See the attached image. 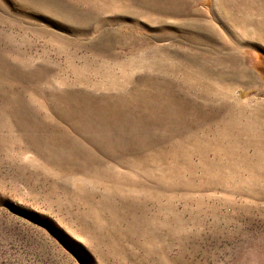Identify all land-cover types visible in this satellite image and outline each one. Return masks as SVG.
Listing matches in <instances>:
<instances>
[{
    "label": "rangeland",
    "instance_id": "obj_1",
    "mask_svg": "<svg viewBox=\"0 0 264 264\" xmlns=\"http://www.w3.org/2000/svg\"><path fill=\"white\" fill-rule=\"evenodd\" d=\"M235 1L0 0V264H264V39Z\"/></svg>",
    "mask_w": 264,
    "mask_h": 264
},
{
    "label": "bare ground",
    "instance_id": "obj_2",
    "mask_svg": "<svg viewBox=\"0 0 264 264\" xmlns=\"http://www.w3.org/2000/svg\"><path fill=\"white\" fill-rule=\"evenodd\" d=\"M223 1H225V3H223ZM238 1L239 0H236L235 3ZM215 2H216V6L218 4L221 6L222 9L225 8L226 10H228V0H215ZM232 3L234 2L232 1ZM232 7H236V10H239V9L253 10L254 12H256L257 16L259 17L258 18L252 17L251 19L247 18V21H249L251 30L257 33L256 34L257 39L259 37L261 39H264V0H240L237 4L235 5L232 4ZM248 14L246 13V15ZM203 20L204 19L201 16L195 18L194 23L196 24L195 26H197L196 32L198 34L202 32V34L207 35L208 38L214 37V31L210 29L208 22L206 20L205 21ZM249 37L253 39L255 36L251 35Z\"/></svg>",
    "mask_w": 264,
    "mask_h": 264
},
{
    "label": "trees",
    "instance_id": "obj_3",
    "mask_svg": "<svg viewBox=\"0 0 264 264\" xmlns=\"http://www.w3.org/2000/svg\"><path fill=\"white\" fill-rule=\"evenodd\" d=\"M260 71V73L262 74V75H264V71H262V70H259Z\"/></svg>",
    "mask_w": 264,
    "mask_h": 264
}]
</instances>
